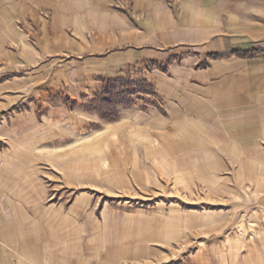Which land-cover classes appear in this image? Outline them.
<instances>
[{
    "label": "rangeland",
    "instance_id": "1",
    "mask_svg": "<svg viewBox=\"0 0 264 264\" xmlns=\"http://www.w3.org/2000/svg\"><path fill=\"white\" fill-rule=\"evenodd\" d=\"M28 22L0 18V264H264V51L125 64Z\"/></svg>",
    "mask_w": 264,
    "mask_h": 264
},
{
    "label": "crops",
    "instance_id": "2",
    "mask_svg": "<svg viewBox=\"0 0 264 264\" xmlns=\"http://www.w3.org/2000/svg\"><path fill=\"white\" fill-rule=\"evenodd\" d=\"M0 18L12 25L29 19L30 29L46 33L49 45L59 39L68 47L71 41L85 42L87 34H94L91 49L102 53L125 48L109 56L125 59V64L161 63L165 60L161 50L176 47L192 53L182 65L188 71L210 55L217 54L216 63L224 64L237 53L264 51L258 36L264 32V0H0ZM244 33L251 35H240ZM177 68L172 75L176 79L185 74ZM183 113L174 111L177 116ZM214 118L208 108L188 117L205 127Z\"/></svg>",
    "mask_w": 264,
    "mask_h": 264
},
{
    "label": "trees",
    "instance_id": "3",
    "mask_svg": "<svg viewBox=\"0 0 264 264\" xmlns=\"http://www.w3.org/2000/svg\"><path fill=\"white\" fill-rule=\"evenodd\" d=\"M130 83V80L123 78L104 80L102 93L92 101V107L96 108L97 104L103 105L106 109L103 112L104 118L109 121L116 119L118 117L117 109L120 106L130 105L132 102L127 90H120V88L122 89L125 85H129ZM144 85H147V83L145 82Z\"/></svg>",
    "mask_w": 264,
    "mask_h": 264
}]
</instances>
